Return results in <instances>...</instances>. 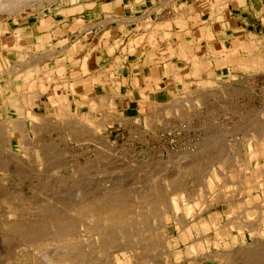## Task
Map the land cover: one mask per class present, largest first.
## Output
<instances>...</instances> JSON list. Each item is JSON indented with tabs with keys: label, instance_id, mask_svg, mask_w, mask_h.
<instances>
[{
	"label": "rangeland",
	"instance_id": "rangeland-1",
	"mask_svg": "<svg viewBox=\"0 0 264 264\" xmlns=\"http://www.w3.org/2000/svg\"><path fill=\"white\" fill-rule=\"evenodd\" d=\"M70 1L74 0H27L28 5L24 2L16 10L6 7V12L1 7L0 23L12 17L34 15L44 8L56 9L63 2ZM148 1L151 5L161 3L159 14L163 12V7L171 6L176 17H180L187 6L199 4L201 8L209 6V10H217L227 0ZM158 27L155 28L157 31ZM261 70H257L256 77L232 74L208 79L193 78L169 100L146 106L139 112L119 110L114 97L98 95L92 87L84 85L78 91L73 87H65L61 91L57 88L58 100L50 102L46 94L38 103L42 107L36 110L37 100H33L31 109L25 110V106L21 105L23 102L13 104L3 92L9 90V85V88L18 91L15 81L26 78V73L22 70L10 72L0 80V264H67L69 261L68 264H232L228 258L233 255L236 264H264V157H255L253 153L258 141L264 139V63ZM33 75L27 81L28 86L34 80L43 81L42 72L34 71ZM93 105H96L95 108ZM15 117L25 130V137L24 134L17 137L11 132L9 125ZM77 117L85 122H78L80 119L77 120ZM33 120L35 122L32 123ZM248 166H251L249 170ZM250 170L261 171V180L243 192L237 189L240 187L238 175ZM179 175L183 186L180 190H172L181 178ZM236 181L238 186L235 188ZM210 184L216 191L220 188L216 192L218 195L222 192L233 194L235 202L245 201L244 206L234 208V211V206L226 204L223 197L215 202L213 195L207 196L205 191ZM159 188H165L161 190V195L149 196L152 189L158 191ZM113 192L119 193L128 202L123 208L126 210L124 224L111 221L108 210L89 217L78 212V206L85 200L94 206ZM142 196L148 197L139 198ZM172 200L177 204L184 202L181 211L186 217L181 218L173 206L169 208ZM159 212L162 217H159ZM215 215H218L223 229H228L231 219H238L239 222L231 226L232 240L223 239L222 244L215 245V239H205L209 241L208 248L197 254L208 261L178 262L180 244L175 242L186 241L184 226L180 222L187 220L185 227L194 226L197 231L195 228L202 217L213 216L216 220ZM80 218L85 221L82 229ZM243 221H246L245 225H242ZM259 223L260 247L256 245V240H259L253 238L254 232L250 230V226ZM134 224L148 230H133L131 226ZM162 229L169 231L170 239L163 235ZM169 241L178 246L172 249L170 255L162 254L166 253L163 248L170 245ZM62 243H66L65 250ZM151 243L157 244L152 246ZM70 245L74 249L71 250ZM200 245V242L196 243L192 249ZM66 250L71 251L68 253Z\"/></svg>",
	"mask_w": 264,
	"mask_h": 264
},
{
	"label": "crops",
	"instance_id": "crops-1",
	"mask_svg": "<svg viewBox=\"0 0 264 264\" xmlns=\"http://www.w3.org/2000/svg\"><path fill=\"white\" fill-rule=\"evenodd\" d=\"M160 4L74 0L1 22L0 80L13 71L26 73L15 81L19 96L10 85L3 93L13 104L23 102L25 110L37 100V110L46 94L50 102L58 100L57 88L89 86L114 97L119 110L139 112L169 100L196 77L257 76L264 63V0H227L218 11L190 5L180 17L171 6L159 14ZM34 71L42 72L43 81L34 80L31 89L27 81ZM215 217H202L197 231L183 230L186 241L175 242L178 262L208 261L197 254L208 248L205 239H215V245L232 240Z\"/></svg>",
	"mask_w": 264,
	"mask_h": 264
},
{
	"label": "bare ground",
	"instance_id": "bare-ground-1",
	"mask_svg": "<svg viewBox=\"0 0 264 264\" xmlns=\"http://www.w3.org/2000/svg\"><path fill=\"white\" fill-rule=\"evenodd\" d=\"M32 1H34V0H29V2H32ZM24 2H26L25 4H27L28 2H27V0H4V1H0V8L1 7H3L4 8V10H5V8L6 7H8L9 8V10H16V9H19V7L21 8V6H22V4H24ZM44 3V2H43ZM28 5V4H27ZM3 11V10H2ZM8 11V10H7ZM218 11V10H217ZM4 12H6V10L4 11ZM15 12V11H14ZM13 13V12H12ZM14 14V13H13ZM182 19V18H181ZM160 27V26H159ZM158 27V28H159ZM152 29V28H151ZM151 34V33H150ZM153 35V34H152ZM153 37V36H152ZM151 39V38H150ZM152 41V40H151ZM153 41H155V39H153ZM157 41H155V43H156ZM151 43H153V42H151ZM172 53V52H171ZM170 54V53H169ZM45 55V54H44ZM39 56V55H38ZM37 56V57H38ZM50 56V55H49ZM170 56H171V54H170ZM196 56V55H195ZM194 56V57H195ZM41 57V56H40ZM188 58V57H187ZM192 60V59H191ZM194 62V61H193ZM192 62V63H193ZM196 62V61H195ZM194 62V63H195ZM32 63V62H31ZM193 63V64H194ZM196 65L198 64V62L197 63H195ZM14 65V64H13ZM18 66V65H17ZM194 67H196L195 65H194ZM14 68V67H13ZM190 69V68H189ZM192 69V68H191ZM17 70V69H16ZM4 72V71H3ZM2 72V73H3ZM1 74V73H0ZM5 75V74H4ZM188 77H189V74H188ZM2 79V78H1ZM205 79V78H204ZM216 82V81H215ZM1 84H2V82H0ZM2 88V87H1ZM14 90V89H13ZM178 90V89H177ZM6 91V90H5ZM59 91V90H58ZM57 91V92H58ZM32 93V92H31ZM71 93V92H70ZM167 93V92H166ZM224 93V92H223ZM227 93V92H226ZM28 94V93H27ZM57 94V93H56ZM97 94V93H96ZM16 95V94H15ZM85 95V94H84ZM95 95V94H94ZM102 95V94H101ZM225 95V94H224ZM231 95V94H230ZM79 96H82V95H79ZM96 96H98V95H96ZM95 96V97H96ZM195 96V95H194ZM204 96V95H203ZM3 97V96H2ZM77 97H78V95H77ZM99 97V96H98ZM104 98L105 97H108V99H109V96H103ZM190 97V96H189ZM196 97V96H195ZM4 98V97H3ZM21 98V97H20ZM23 98V97H22ZM27 98V97H26ZM39 98V97H38ZM59 98H60V96H59ZM85 98H87V96L85 97ZM89 98V97H88ZM94 97H92V99H93ZM81 99V98H80ZM98 99V98H97ZM107 99V98H106ZM163 99V98H162ZM199 99V98H198ZM223 99V98H222ZM5 100H7V99H5ZM22 100V99H21ZM27 100V99H26ZM82 100V99H81ZM86 100V99H85ZM1 101V100H0ZM91 101V99H89L88 100V102H90ZM95 101V100H94ZM98 101V100H97ZM161 101V100H160ZM85 102H87V101H85ZM87 102V103H88ZM96 102V101H95ZM108 102V101H107ZM12 103V102H11ZM25 103V102H24ZM39 103V102H38ZM101 103V102H100ZM7 104V103H6ZM41 104V103H40ZM91 104V103H90ZM93 104V103H92ZM91 104V105H92ZM94 104H96L97 105V103H94ZM99 104V103H98ZM96 105H93L94 107L93 108H95V106ZM101 105H102V103H101ZM5 106V105H4ZM99 106V105H98ZM13 107H15V106H13ZM60 107V106H59ZM85 107V106H84ZM165 107V106H164ZM19 108V107H18ZM103 108V107H102ZM104 108H105V104H104ZM103 108V109H104ZM26 109V108H25ZM173 109V108H172ZM16 110V109H15ZM17 110H20V109H17ZM16 110V111H17ZM23 110V109H22ZM88 110V109H87ZM105 110V109H104ZM107 110V109H106ZM192 110V109H191ZM190 110V111H191ZM6 111H7V109H6ZM108 111V110H107ZM24 112V111H23ZM8 113V112H7ZM104 113V112H103ZM107 113V112H106ZM110 113V112H109ZM109 113H107V114H109ZM171 113H172V111H171ZM251 113V112H250ZM36 114V113H35ZM34 114V115H35ZM106 114V115H107ZM151 114H153V113H151ZM19 115H22L20 112H19ZM111 115V114H110ZM120 115V114H119ZM252 115H254V114H252ZM38 116V115H37ZM152 116V115H151ZM248 116V115H247ZM259 116V115H258ZM257 116V117H258ZM17 117V116H16ZM14 118L13 120H12V123L9 125V127H10V129H11V132L15 135V136H17V137H20L21 135H23L24 134V129L22 128V125L20 124V123H18V122H16V119L17 118ZM47 117V116H46ZM45 117V118H46ZM59 117V116H58ZM61 117V116H60ZM72 117V116H71ZM74 117V116H73ZM80 117V116H79ZM79 117H77V120H79L80 118ZM254 117V116H253ZM79 118V119H78ZM105 118V117H104ZM250 118V117H249ZM8 119V118H7ZM71 119V118H70ZM73 119V118H72ZM247 119V118H246ZM258 119V118H257ZM18 120V119H17ZM68 119H66L65 120V122L67 121ZM116 120V119H115ZM117 120H121V119H117ZM127 120V119H126ZM262 120V119H261ZM19 121V120H18ZM22 121V120H21ZM38 121V120H37ZM249 121V120H248ZM32 123L33 122H35L34 120L33 121H31ZM41 122V121H40ZM78 122H85V120H83V119H80V121H78ZM77 122V123H78ZM107 122V121H106ZM127 122V121H126ZM76 123V124H77ZM244 123V122H243ZM248 123V122H247ZM264 123V122H263ZM72 124V123H71ZM74 124V123H73ZM241 125V124H240ZM245 125V124H244ZM42 126V125H41ZM245 126H247V125H245ZM252 126V125H251ZM254 126V125H253ZM33 127V126H32ZM238 127V126H237ZM44 128V127H43ZM262 128V127H261ZM260 128V129H261ZM1 129H2V127H1ZM252 129V128H251ZM246 130V129H245ZM256 130V129H255ZM1 131V130H0ZM77 131V130H76ZM89 131V130H88ZM242 131V130H241ZM257 131V130H256ZM258 131H260V130H258ZM263 131V130H262ZM261 131V132H262ZM4 132V131H3ZM59 132V131H58ZM261 132H259L260 134H261ZM0 133H2V131L0 132ZM8 133V132H7ZM35 133V132H34ZM245 134V133H244ZM263 134V133H262ZM3 135V134H2ZM8 136H9V134H7ZM27 135V134H26ZM248 135V134H247ZM264 135V134H263ZM7 136V137H8ZM259 136V135H258ZM24 137H25V134H24ZM163 137V136H162ZM261 137V136H260ZM1 139V138H0ZM27 140V139H26ZM8 141V140H7ZM22 142H24V141H22ZM56 145V144H55ZM54 145V146H55ZM11 146V145H10ZM38 146V145H37ZM48 146H50V143H49V145ZM35 148V147H34ZM37 149V148H36ZM52 149V148H51ZM40 150H42V149H40ZM234 150V149H233ZM263 150H264V139L263 138H261L259 141H258V145H257V149L255 150V151H253V153H254V155H255V157L256 156H258V157H264V153H263ZM10 151H11V148H10ZM10 151H8L9 153H10ZM11 154V153H10ZM13 155V154H12ZM251 155V154H250ZM10 156V155H9ZM226 156V155H225ZM230 156V155H229ZM11 157V156H10ZM11 160V159H10ZM17 160V159H16ZM247 160V159H246ZM261 160V159H260ZM238 161H240V160H238ZM7 163H9V160H8V162ZM229 164V163H228ZM240 164V163H239ZM247 164L248 165H250L249 164V161L247 162ZM7 166H10V164H8ZM14 166V165H13ZM241 166V165H240ZM2 167V166H1ZM251 167V166H250ZM250 167L248 166L247 167V169L249 170L250 169ZM7 168V167H6ZM234 168H236L235 166H234ZM243 168V167H242ZM245 168H246V165H245ZM240 169V168H239ZM238 169V170H239ZM246 169V170H247ZM234 170V169H233ZM239 171H241V170H239ZM260 171V170H259ZM238 172V171H237ZM243 173V172H242ZM259 173H261V171L260 172H256V171H252V170H250V171H247V172H244V174H242V175H240L241 174V172H240V174L238 175L239 177H240V179H238L239 181H238V183L240 184L239 186L240 187H237L238 186V184H237V181L234 183V184H237L236 186H235V188L237 187V189H241L243 192H246L247 191V189H248V187L249 186H251L252 184H254V183H257V182H259L261 179H260V175H259ZM219 174V173H218ZM181 175V174H180ZM179 175V176H180ZM263 175V174H262ZM223 176V175H222ZM181 177V176H180ZM221 177V176H220ZM238 177V178H239ZM171 178V177H170ZM178 179H180L179 180V182H177L173 187H172V190H180V188L183 186V179H182V177L181 178H178ZM263 179V178H262ZM228 180H231V179H229V177H228ZM228 180H226V181H228ZM164 181V180H163ZM170 181V180H169ZM168 181V182H169ZM178 181V180H177ZM149 182V181H148ZM224 182V181H223ZM229 182H231V181H229ZM212 183V182H211ZM231 183H233V182H231ZM151 185V184H150ZM158 185H159V183H158ZM231 185V184H230ZM147 186V185H146ZM158 187V186H157ZM156 187V188H157ZM166 188V187H165ZM164 188V189H165ZM205 188V187H204ZM219 188V187H218ZM217 188V189H218ZM164 189H160L159 188V192L158 191H154L153 189H152V193H150V195H149V193H148V195L149 196H156V194H159V195H161L162 194V192H161V190H164ZM157 190V189H156ZM220 190V188L217 190V191H219ZM205 191H206V194H207V196H212V197H214L215 199V202H216V200L218 201V200H220V198L221 197H223L224 199H225V201L224 202H226V204H229V205H231V207H233V210H234V208L236 209V208H240V207H243L244 206V204H245V201H243V200H241L239 203L238 202H235L233 199V194H231V195H226L225 194V192H222V193H220L219 195H218V193H216L217 191L216 190H214L213 189V186H212V184H210L209 186H207V188H205ZM184 193L186 192V191H183ZM176 193H177V191H176ZM215 194V195H214ZM244 194V193H243ZM242 194V195H243ZM139 195V194H138ZM190 195V194H189ZM203 195H204V193H203ZM167 196V195H166ZM187 196V195H186ZM192 196V195H191ZM217 196V197H216ZM122 196L119 194V193H115V192H113V193H111V195H110V193H109V196L108 197H104V198H102L100 201H98L97 202V204H95L94 206H92V204L90 203V202H83V203H81L79 206H78V212L80 213V214H82V216H84V217H89V216H96V215H99L100 214V212H105L106 210H108V212H107V214L109 215V219L111 220V221H116V223H120V224H124L125 222H124V219H125V216H126V210L125 209H123V208H125V206L127 205V201L125 200V198H121ZM145 197L146 196H142V197H139V198H141V199H145ZM148 197V196H147ZM146 197V198H147ZM184 197V196H183ZM186 198V197H185ZM223 198H221V199H223ZM132 199V198H131ZM187 199V198H186ZM193 199V198H192ZM168 200V199H167ZM170 200V199H169ZM191 200V199H190ZM194 200V199H193ZM238 200H239V198H238ZM133 200H131L130 202H132ZM213 201V200H212ZM76 202V201H75ZM134 202V201H133ZM145 202V201H144ZM172 203L171 204H169V208L171 207L172 208V206H173V209L174 210H177V211H179V215L181 216V218L182 217H186V215H185V213H183V211H181L183 208H182V205L184 204V202L183 203H179L178 202V204L177 203H174V200H172L171 201ZM191 202V201H190ZM222 202V201H221ZM74 203V202H73ZM186 203V202H185ZM189 203V202H188ZM145 204V203H144ZM212 204V203H211ZM156 205H159L158 203L156 204ZM141 206V205H140ZM167 208H168V205L166 204L165 205ZM164 205H163V208L165 207ZM193 206V205H192ZM211 206H213V205H210V207ZM257 206V205H256ZM58 207V206H57ZM143 207H144V205H143ZM208 207H209V205H208ZM59 208V207H58ZM156 208V207H155ZM159 208H160V206H159ZM166 208V209H167ZM207 208V207H206ZM205 208V209H206ZM246 208V207H245ZM161 209V208H160ZM165 209V210H166ZM186 209V208H185ZM204 209V208H203ZM130 210V209H129ZM195 210V209H194ZM243 210V209H242ZM50 211V210H49ZM63 211V210H62ZM132 211V210H131ZM146 211H148V210H146ZM155 211V210H154ZM157 211V210H156ZM203 211H205V210H203ZM235 211V210H234ZM38 212V211H37ZM58 212H60V211H58ZM135 212V211H134ZM152 212V211H151ZM197 212V211H196ZM61 213V212H60ZM131 213V212H130ZM145 213H147V212H145ZM167 213V212H166ZM68 214V213H67ZM162 214H164V213H162ZM177 214V213H176ZM201 214H203V213H201ZM239 214V213H238ZM241 214H244L243 212L241 213ZM37 215V214H36ZM66 215V214H65ZM71 215V214H70ZM70 215H68V217L70 216ZM107 215V216H108ZM159 217H162V216H160V212H159ZM173 215V214H172ZM35 216V215H34ZM60 216V215H59ZM202 216V215H201ZM200 216V217H201ZM241 216V215H240ZM71 217V216H70ZM83 217V218H84ZM199 217V216H198ZM83 218H80V220H79V222H80V224L79 225H81L80 226V229H82L84 226H85V221H83ZM145 218H148V217H145ZM145 218H143V219H145ZM150 218V217H149ZM175 218V217H174ZM235 218V217H234ZM72 219V218H71ZM159 219V218H158ZM178 219H180V218H178ZM189 219V218H188ZM69 220V219H68ZM149 220V219H148ZM161 220V219H160ZM163 221H164V219H162ZM238 220V219H237ZM236 219L235 220H233V219H231L229 222V224H230V226H228V231H229V234H230V232L232 231L231 230V226H234L235 225V222H239V221H237ZM259 220V219H258ZM258 220H255V221H258ZM127 221V220H126ZM134 221V220H133ZM136 221V220H135ZM147 221V220H146ZM162 221V223H164V222H166V221H164L163 222ZM185 221H187V220H182L180 223H181V225L183 224V228H184V230H185V226H187V224L188 223H185ZM249 221V220H248ZM98 222V221H97ZM108 222V221H107ZM128 222V221H127ZM244 222V221H243ZM246 222V221H245ZM245 222H244V224H242V225H245ZM98 223H100V222H98ZM101 223H102V221H101ZM136 223V222H135ZM7 224V223H6ZM77 224V223H76ZM113 224V223H112ZM143 224V223H142ZM144 224H146V223H144ZM165 224V223H164ZM197 224V223H196ZM228 224V223H227ZM250 223H248V225H249ZM57 225V224H56ZM103 225V224H102ZM133 225V224H132ZM135 225V224H134ZM140 225V224H139ZM152 225V224H151ZM190 225V224H189ZM27 226V225H26ZM35 226V225H34ZM60 226V225H59ZM58 226V227H59ZM73 226V225H72ZM88 226H89V224H88ZM87 226V227H88ZM241 226V225H240ZM65 227H67V226H65ZM133 227V230H136V231H142L143 229H145L146 228V230H148L147 229V227H143V226H131V228ZM165 227V226H164ZM163 226H162V228H164ZM17 228H19V227H17ZM36 228V227H35ZM45 228H46V226H45ZM54 228V227H53ZM57 228V227H56ZM234 228H236V227H234ZM245 228V227H244ZM160 229V228H159ZM199 229V228H198ZM56 230V229H55ZM125 230H126V228H125ZM155 230V229H154ZM242 230V229H241ZM240 230V231H241ZM250 230L251 231H253L254 233H253V238H256V239H258L259 240V238H260V236H261V234L259 235V232L260 231H258V230H261V226H260V223L259 224H257V225H253V226H250ZM19 231V230H18ZM77 231V230H76ZM82 231V230H81ZM103 231V230H102ZM126 231H128V230H126ZM125 231V232H126ZM145 231V230H144ZM159 231V230H158ZM65 232V231H64ZM111 232H113L114 233V231H112L111 230ZM162 233H163V235H165V237H167V238H169V231H167V230H165V229H162V231H161ZM200 232V231H199ZM242 232V231H241ZM72 233V232H71ZM115 233H116V231H115ZM128 233V232H127ZM142 233V232H141ZM243 233V232H242ZM121 234H124L123 232H121ZM213 234V233H212ZM49 235H51V234H49ZM48 235V236H49ZM53 235V234H52ZM63 235V234H62ZM108 235H110V234H108ZM128 235V234H127ZM232 235V234H231ZM64 236H66V234H64ZM72 236V235H71ZM111 236H113L114 237V235H111ZM115 236H117L118 237V234L116 235L115 234ZM229 236V235H228ZM135 237V236H134ZM165 237H163V238H165ZM36 238V237H35ZM48 238V237H47ZM66 238L68 239L69 237L68 236H66ZM87 238V237H86ZM136 238V237H135ZM138 238V237H137ZM136 238V239H137ZM151 238V237H150ZM155 238V237H154ZM157 238H158V236H157ZM157 238H155V239H157ZM161 238H162V236H161ZM161 238H159V239H161ZM162 238V239H163ZM38 239H39V237H38ZM80 239V238H79ZM103 239V238H102ZM112 239V238H111ZM161 239V240H162ZM170 239V238H169ZM51 240H52V238H51ZM77 240V239H76ZM93 240V239H92ZM129 240H131V239H129ZM148 240V239H147ZM260 240H261V238H260ZM257 241L256 240V242L258 243V244H256V245H258L259 247H260V245H261V241ZM27 241V240H26ZM56 241H57V239H56ZM117 241V240H116ZM127 241V240H126ZM160 240H158V242H159ZM164 241V240H163ZM118 242H119V239H118ZM117 242V243H118ZM125 242V241H124ZM134 242V241H133ZM133 242H131V243H133ZM171 242H172V240H171ZM36 243V242H35ZM51 243H54V242H51ZM50 243V244H51ZM76 243H79V244H81L82 242H76ZM89 243V242H88ZM116 243V242H115ZM114 243V244H115ZM153 243H155V242H153ZM153 243H151L152 244V246H154V245H156V244H154L153 245ZM160 243V242H159ZM164 243V242H163ZM169 243H170V241H169ZM47 244H49V243H47ZM49 244V245H50ZM60 244V243H59ZM63 244V243H62ZM62 244H61V246H62ZM66 244V243H65ZM65 244H63L64 245V247H62L64 250L66 249L65 248ZM69 244V243H68ZM92 244V243H91ZM104 244V243H103ZM103 244H101V245H103ZM106 244H107V242H106ZM113 244V245H114ZM119 244H120V242H119ZM142 244V243H141ZM140 244V245H141ZM145 244V243H144ZM264 244V243H263ZM57 245H58V243H57ZM72 245V244H71ZM70 245V246H71ZM112 245V244H111ZM121 245V244H120ZM149 245V244H148ZM247 245V244H246ZM251 245V244H250ZM54 246V245H53ZM55 246H56V244H55ZM68 246V245H67ZM110 246V245H109ZM122 246V245H121ZM120 246V247H121ZM146 246V245H145ZM160 246H162V243H161V245ZM159 246V247H160ZM173 245H172V243H170V245L168 244V246L166 247V248H163L164 250L166 249V253H162V254H166V255H170L171 254V251H172V249H174L173 247H172ZM245 246V245H244ZM50 247V246H49ZM117 247H119V246H117ZM130 247V246H129ZM148 247V246H147ZM164 247V246H163ZM57 248H60V247H57ZM71 248V250L72 249H74V248H72V246L70 247ZM104 248V247H103ZM106 249H107V247H105ZM111 248H112V246H111ZM110 248V249H111ZM138 248V247H137ZM145 248V247H144ZM150 248H151V246H150ZM152 248H154V247H152ZM158 248V247H157ZM156 248V249H157ZM62 249V250H63ZM69 249V248H68ZM114 249V248H113ZM146 249V248H145ZM60 250V249H59ZM71 250H69V251H71ZM112 250V249H111ZM115 250V249H114ZM128 250V249H127ZM138 250V249H137ZM262 250H264V248L262 249ZM66 251H68V250H66ZM69 251H68V253H69ZM92 251V250H91ZM129 251V250H128ZM140 251V250H139ZM62 252V251H61ZM65 252V251H64ZM131 252V251H130ZM220 252V251H219ZM218 252V253H219ZM223 252V251H222ZM85 253V252H84ZM127 253V252H126ZM142 253V252H141ZM173 253V252H172ZM243 253V252H242ZM261 253V252H260ZM61 254V253H60ZM59 254V255H60ZM77 254V253H76ZM83 254V253H82ZM133 254V253H132ZM144 254V253H143ZM142 254V255H143ZM229 253H227V255H228ZM232 254V253H231ZM231 254H229V255H231ZM257 254H258V252H257ZM77 255H79V254H77ZM124 255V254H123ZM141 255V254H140ZM154 255V254H153ZM213 255V254H212ZM219 255V254H218ZM115 256V255H114ZM263 256V255H262ZM148 257V256H147ZM159 257V256H158ZM261 257V256H260ZM67 258V257H66ZM72 258V257H71ZM74 258V257H73ZM77 258H78V256H77ZM129 258V257H128ZM74 259H76V257L74 258ZM79 259V258H78ZM132 259V258H131ZM133 259H135L134 258V255H133ZM158 259V258H157ZM199 259V258H198ZM245 259V258H244ZM58 260H59V258H58ZM73 260V259H72ZM169 260V259H168ZM222 260V259H221ZM228 260L232 263V264H236V261H235V258H234V255H233V257L231 256V257H229L228 258ZM264 259H262V261H263ZM245 261H247V260H245ZM250 261H251V259H250ZM70 262V261H69ZM69 262H67V264L69 263ZM132 262V261H131ZM169 262V261H168ZM54 263V262H53ZM52 263V264H53ZM241 263V262H240ZM248 263V262H247ZM223 264V263H222Z\"/></svg>",
	"mask_w": 264,
	"mask_h": 264
}]
</instances>
